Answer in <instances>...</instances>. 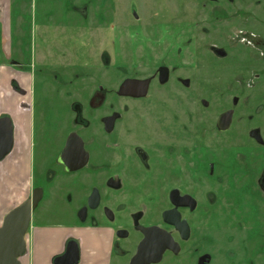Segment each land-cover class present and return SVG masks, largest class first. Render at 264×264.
<instances>
[{"label":"rangeland","instance_id":"rangeland-1","mask_svg":"<svg viewBox=\"0 0 264 264\" xmlns=\"http://www.w3.org/2000/svg\"><path fill=\"white\" fill-rule=\"evenodd\" d=\"M1 1L0 12H6V6L9 11L6 26L13 60L35 65L25 97L33 98L28 173L40 179L46 165L43 144L45 147L54 137L75 128L73 103L82 106V117L89 123L87 135H95L103 145L107 142L97 130L98 118L116 111L122 116L117 129L126 123L155 125L156 132L147 141L153 148V169L129 178L135 184L130 195L135 201L145 197L146 203L164 204L184 142L161 129L170 122L155 115L154 109L161 105L162 111L168 108L180 114L193 129L194 154H207L201 159L204 165L197 167L195 161L194 172L185 174L182 183L199 198L208 188L215 203L210 211L215 216L210 220L209 244L214 264H223L228 250L236 253V264H264V193L258 187L264 146L247 136L249 130L258 128L264 140V0H140L141 24L130 17L128 0H112V10L110 0L102 8L98 7L100 0H75L87 1L85 21L70 11L74 0ZM4 24H0V43L7 28ZM73 26L81 34L90 27L92 41L87 44L91 42L92 48L86 47L85 38H79ZM112 31L117 41L113 50L107 38ZM75 50L74 56L70 55ZM104 53L108 59L103 62ZM46 55L49 60L44 61ZM3 57L0 45V62L9 64ZM159 62L171 72L166 85L155 82L144 101H127L116 95L125 78L151 77ZM99 87L102 99L93 95ZM202 100L208 105L203 106ZM228 109L235 113L232 128L221 134L215 122L219 113ZM168 146H177V151L164 154ZM103 149L98 148L96 155L107 154ZM210 164H214L213 170L208 172ZM21 181L26 184V179ZM60 182L74 192L73 180L62 177ZM29 196L27 184L14 205ZM53 203H42L34 213L27 233L30 239L32 229L55 217ZM63 204L60 200L57 205L62 208Z\"/></svg>","mask_w":264,"mask_h":264},{"label":"flooded vegetation","instance_id":"flooded-vegetation-1","mask_svg":"<svg viewBox=\"0 0 264 264\" xmlns=\"http://www.w3.org/2000/svg\"><path fill=\"white\" fill-rule=\"evenodd\" d=\"M108 1L100 0L98 7H104ZM140 4V0H128L127 4L130 17L138 24L142 23ZM109 8L111 10L113 8L112 0L109 2ZM70 11L85 21L88 13L87 1L76 3L74 0V3H71ZM179 15L182 16L181 8ZM101 19L103 18L101 17ZM154 24L157 23L154 21ZM73 27L79 38H85L86 47L92 48L91 42L87 44L88 41H92V36L88 31L90 27H85L82 34L78 33L77 27ZM107 38L111 49L116 48L117 41L113 36V31L108 33ZM50 49L54 50V48ZM76 51L78 50L69 54L74 56ZM218 53L221 57L225 55L222 51ZM65 55L64 52L63 56ZM101 58L103 62L106 61L108 54L104 53ZM5 59L14 71L19 72L29 81L33 80L32 69L35 65H28L24 59H21L23 63H19L20 61L13 60V56ZM43 60L47 61L49 57L46 55ZM170 73V69L159 62L156 65V73L151 77L125 78L118 86L116 95L127 101H144L148 98L155 82L160 86L168 83ZM163 75L165 76L164 80ZM129 81L146 82L145 94L137 96L139 91L134 85H130L124 95L120 94L123 83ZM183 83L187 85L186 80ZM11 86L22 97L17 103L18 113L22 114L18 120L21 121V133L25 138L31 158L34 134L32 128L33 98L27 100L28 98L25 97L28 95L19 89L15 81ZM93 95L94 97L99 96L100 99L104 98L102 87H99V91ZM201 104L207 106L208 102L202 100ZM71 107L75 113V128L58 138L54 137L53 141L50 140L45 147L43 144V161L46 162V165L40 174V179L28 173L30 158L27 162V173L25 172L24 178L26 179L25 185L29 184L30 190V196L27 199H31L34 192L41 194L36 208L32 211L31 222L34 213L42 203L49 202L50 204L51 201H55L51 208L52 215L55 217L39 223L37 228L30 231L32 252L36 253L38 236L42 234L47 237L44 254L48 259L45 264H55L57 258H60L58 260L60 264L71 261L69 256L74 247L73 242L76 243L78 249L77 264H131L140 245L145 241L150 245L142 251L143 264H214L215 258L209 252V244L210 220L215 216L210 211L215 203L211 201L212 197L208 188L204 189L203 196L199 198L182 183L185 174L188 176L194 172L195 161H197L195 165L198 163L197 167L204 165L201 159H205L207 154L201 156L194 154V145L190 139L193 137V129H189V125L180 117V114L168 108H163L162 111L163 106L161 105L157 106L158 109H154V111L157 110L155 115L170 119V122L164 124L161 129L170 133L169 135L174 139H182L184 143L179 148L181 160L177 159V156L175 158L176 161H179L172 170L174 184L166 188L165 203L152 204L146 203L145 197L137 201L133 199L130 194H134L135 184L129 178L133 180L141 172L150 173L153 169V148L147 141H150L155 134V125L152 126L144 122L126 123L122 128L117 129V125L122 119L121 114L116 111L107 113L100 116L97 123L100 136H104L105 142H107L103 145V140L96 139L95 135H87L86 130L89 123L82 117L81 104L73 103ZM259 110L260 108L256 109V114H259ZM184 111L189 116L186 108ZM228 114L229 116H227ZM234 116L235 113L231 109L219 113L215 122L216 131L221 134L230 132ZM3 117L11 120L13 145L11 151L0 162L13 152L16 145V124L12 116L7 114L0 116V118ZM247 136L255 144L264 146V140L258 128L249 130ZM129 137L132 142L129 141ZM100 147H104L103 151L104 153L106 151L107 154L96 155V150ZM171 151L172 153L177 151V146L176 149L168 146L163 153L171 154ZM213 165L210 164L208 168H204L210 172L213 170ZM62 177L73 180L74 192H71L68 187H62L60 182ZM20 185L19 190L25 188L23 181L20 182ZM258 187L264 193V166L258 180ZM60 200L64 202L62 208L57 205ZM1 223L2 221H0V226ZM149 229H155L158 234L150 235L151 232H147ZM162 245L165 248L158 256L157 250ZM26 253L27 245L20 262ZM236 258V253L228 250L225 252L222 262L223 264H236L234 263Z\"/></svg>","mask_w":264,"mask_h":264},{"label":"crops","instance_id":"crops-1","mask_svg":"<svg viewBox=\"0 0 264 264\" xmlns=\"http://www.w3.org/2000/svg\"><path fill=\"white\" fill-rule=\"evenodd\" d=\"M0 2L2 1L0 0ZM3 6L4 5H1V7ZM5 9L6 12H0V24H4L6 22L3 25L4 28L7 27V20L10 19L9 11H7V6ZM9 34V27L2 31V43H0V45L1 50L5 55L3 57L4 60L5 58H10L11 56H13V48L10 46L11 40ZM24 77L25 76H22L19 72L14 71V69L11 68L9 64L0 62V116L4 114L10 115L12 116L16 124V145L14 147V150L3 161L0 162V221H2L7 212H9L13 207L17 205H14V203L18 201V198L21 194V190H19L21 186L20 182L25 178V167L27 169V162L30 158V152L28 150L25 138H23V135L21 133V121L18 120V118H20L22 114L18 113L17 103L22 97L18 92L14 91L11 86L12 82L15 81L19 89L27 93L28 95L30 82H27L28 78ZM24 130L27 133V129L25 128ZM28 236L26 235L25 238L27 253L21 259V263L43 264V258L46 263L48 258L44 254V247L47 237L42 234L38 236L36 244L37 251L34 254L31 249L32 238L30 239Z\"/></svg>","mask_w":264,"mask_h":264},{"label":"water","instance_id":"water-1","mask_svg":"<svg viewBox=\"0 0 264 264\" xmlns=\"http://www.w3.org/2000/svg\"><path fill=\"white\" fill-rule=\"evenodd\" d=\"M164 78L165 76L163 75V80ZM130 85H134L138 89L139 93L137 96L145 94L147 83L132 81L123 83L120 88V94L124 95L126 89H128ZM229 114L227 116H229ZM12 145L13 127L11 120L7 117L0 118V160L11 151ZM40 197V193L34 192L31 199H27L19 205L13 207L4 216L0 226V264H21L20 258L26 251L25 236L30 227L32 211L36 208ZM147 232H151L150 235L158 234L155 229H149ZM73 244L74 247L72 248L71 255L69 256L71 261L62 264H77L78 249L76 243L73 242ZM149 245L150 244L146 241L140 245L138 253L132 260L131 264L144 263L141 257L142 251L149 247ZM163 245L157 250L158 256H160L161 252L165 248ZM59 259L60 258L55 259V264H60L58 262Z\"/></svg>","mask_w":264,"mask_h":264}]
</instances>
